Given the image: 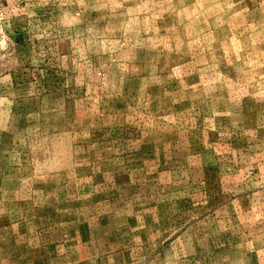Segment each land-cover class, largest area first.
<instances>
[{"label": "rangeland", "instance_id": "rangeland-1", "mask_svg": "<svg viewBox=\"0 0 264 264\" xmlns=\"http://www.w3.org/2000/svg\"><path fill=\"white\" fill-rule=\"evenodd\" d=\"M0 264H264V0H0Z\"/></svg>", "mask_w": 264, "mask_h": 264}]
</instances>
